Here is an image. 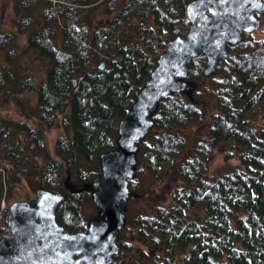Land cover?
Here are the masks:
<instances>
[{
    "label": "trees",
    "instance_id": "16d2710c",
    "mask_svg": "<svg viewBox=\"0 0 264 264\" xmlns=\"http://www.w3.org/2000/svg\"><path fill=\"white\" fill-rule=\"evenodd\" d=\"M191 1L124 0L118 6L119 0H15L24 15L0 31V102L13 103L25 119L14 122L0 112V160L10 163L2 170L0 201L25 180L34 192L43 188L65 196L56 220L66 230L86 231L91 219L101 218L92 187L102 172L100 156L117 148L118 124L128 117L165 44L186 34ZM98 13L107 20L94 25ZM29 52L37 55L22 65ZM43 59L45 79L36 86L26 69L35 70ZM204 63L198 57L188 66L191 90L159 101L129 180V198L139 197V178L146 172L157 179L167 171L183 183L172 193V206L129 221L137 242L153 244L159 253L120 239L112 264H264V124L258 123L264 118V39L244 34L241 43L228 45L211 77L204 75ZM26 91L30 98L23 96ZM211 100L217 112L207 137L189 147L177 129L203 121ZM61 114L67 134L57 139L51 158L45 136ZM227 142L239 164L210 174L215 149ZM88 205L92 216L85 214ZM196 209L204 210L205 220L189 215Z\"/></svg>",
    "mask_w": 264,
    "mask_h": 264
},
{
    "label": "water",
    "instance_id": "95a60500",
    "mask_svg": "<svg viewBox=\"0 0 264 264\" xmlns=\"http://www.w3.org/2000/svg\"><path fill=\"white\" fill-rule=\"evenodd\" d=\"M262 14L264 0L189 2L186 34L165 44L128 117L118 124L117 148L100 156L102 172L92 187L101 218L91 219L86 231L70 232L56 220L65 196L38 188L34 203L16 201L9 206L10 232L0 235V264H112L120 251L119 233L125 225L139 144L153 126L151 116L159 101L193 88L186 78L194 58H205L203 72L211 77L220 57L228 54V45H238L244 34L260 28Z\"/></svg>",
    "mask_w": 264,
    "mask_h": 264
},
{
    "label": "rangeland",
    "instance_id": "374dc122",
    "mask_svg": "<svg viewBox=\"0 0 264 264\" xmlns=\"http://www.w3.org/2000/svg\"><path fill=\"white\" fill-rule=\"evenodd\" d=\"M124 0H119L118 6L122 4ZM16 2L15 0H0V31H7L10 30L11 24H12V18L14 16H23L24 14L19 12L17 13V10L15 8ZM260 28L253 32V37L257 40L264 39V14L260 15ZM107 20V16H104L103 14L98 13V15L94 18V25L99 24L100 22H104ZM59 27V26H58ZM58 27H54L56 34L59 35L60 30ZM27 44V37H23L19 41V48H24ZM37 53L35 52H29L27 53V57L21 58L22 65L29 63V57L32 59L35 58ZM36 60V59H35ZM37 65L34 66L33 63H31L32 66L35 67V70L30 67H27L26 72L29 74H33L34 78L36 79V86L39 84L40 79H45L46 69L48 67V63L46 59L36 61ZM31 91H26L23 96L25 98L31 97ZM34 94H32L33 96ZM69 109V107H68ZM68 109H66L64 112L65 114L68 113ZM0 112L2 116L8 120L11 121H22L25 118L20 114L18 108L12 103V104H3L0 102ZM216 107L215 102L213 100L210 101L209 109L207 110V113L205 115V118L203 121L198 123L189 124L185 127L178 128L177 132L180 134H184L187 136L189 141V147L199 138L207 137V127L208 124L211 121V116L216 113ZM62 114L58 116V120L56 124L50 129L49 132H47L45 136V144L46 149L48 152L49 157H55V144L59 137L64 136L67 134V129L62 124ZM259 125L264 124V118L260 116L258 118ZM232 142H227L221 144L218 148L215 149L210 162L208 164V172L210 174H213L215 172L219 171H227L228 169L236 166L239 164V159L237 158L235 149L231 146ZM227 152H231V156L228 158V160L225 159V154ZM140 190L141 193H139V197L134 198H128L127 205H126V219H125V225L123 229L119 233V241L120 239L123 240L126 244H130L135 247H140L144 249L147 253L149 250H153V254H158L159 249L158 247H154L153 244H145L142 245L137 242L135 238L136 230L135 228H132L129 221L134 218L139 213L143 215H153L154 214V208L157 206H167L170 207L174 204V199L172 197V193L175 191L177 187H181L183 185L182 182H180L176 177H174L170 172L164 171L162 175L159 178H153V176L146 172L141 176L140 178ZM4 194V193H3ZM5 197H3L5 206H6V214L9 212V207L12 203L16 201H28L30 197L35 198V192L31 189L27 181H22L20 184H18L9 199L6 197V193L4 194ZM2 199V198H1ZM2 199V200H3ZM2 200L0 202H2ZM95 213L94 208L91 205H88L85 208V214L88 216H92ZM190 216H197L201 220H205L206 214L203 209H196L194 211L189 212ZM7 221V220H6ZM7 232V229H6ZM5 233V232H4ZM159 235L156 234V237ZM161 243V241H160ZM159 243V244H160ZM119 244V242H118ZM161 246V244H160ZM120 247V246H119ZM152 247V248H149Z\"/></svg>",
    "mask_w": 264,
    "mask_h": 264
},
{
    "label": "built area",
    "instance_id": "2783aa9c",
    "mask_svg": "<svg viewBox=\"0 0 264 264\" xmlns=\"http://www.w3.org/2000/svg\"><path fill=\"white\" fill-rule=\"evenodd\" d=\"M10 168V163L7 160H0V184L4 182V173L2 174V170L3 169H7L9 170ZM6 213V206H5V202L4 199L2 200V202H0V224L3 223L4 221V216Z\"/></svg>",
    "mask_w": 264,
    "mask_h": 264
},
{
    "label": "bare ground",
    "instance_id": "6f19581e",
    "mask_svg": "<svg viewBox=\"0 0 264 264\" xmlns=\"http://www.w3.org/2000/svg\"><path fill=\"white\" fill-rule=\"evenodd\" d=\"M4 218H5V220H7V221H8V217L4 216Z\"/></svg>",
    "mask_w": 264,
    "mask_h": 264
}]
</instances>
